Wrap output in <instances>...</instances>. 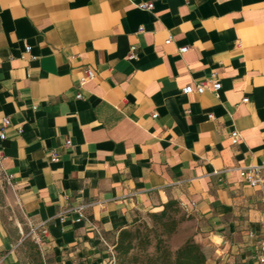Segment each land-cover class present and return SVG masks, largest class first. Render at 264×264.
<instances>
[{
	"label": "crops",
	"instance_id": "1",
	"mask_svg": "<svg viewBox=\"0 0 264 264\" xmlns=\"http://www.w3.org/2000/svg\"><path fill=\"white\" fill-rule=\"evenodd\" d=\"M1 130L0 264H105L168 202L206 264H257L264 171L240 170L264 166V0H0Z\"/></svg>",
	"mask_w": 264,
	"mask_h": 264
},
{
	"label": "rangeland",
	"instance_id": "2",
	"mask_svg": "<svg viewBox=\"0 0 264 264\" xmlns=\"http://www.w3.org/2000/svg\"><path fill=\"white\" fill-rule=\"evenodd\" d=\"M129 231L134 235L133 249L126 257L116 251V264H152L157 259L155 247L158 243L171 255L186 241H193L195 225L177 206L165 218L144 213L138 215Z\"/></svg>",
	"mask_w": 264,
	"mask_h": 264
},
{
	"label": "built area",
	"instance_id": "3",
	"mask_svg": "<svg viewBox=\"0 0 264 264\" xmlns=\"http://www.w3.org/2000/svg\"><path fill=\"white\" fill-rule=\"evenodd\" d=\"M137 7L140 10H144V11H151L153 10V3L152 2H147V3H139L137 4ZM139 31H142V28L139 29ZM169 42V40L167 41V43ZM136 48L134 46L130 47L129 50V54L127 56L128 60H134L136 59V53H135ZM187 48L183 47L179 49V53H184L186 52ZM25 53H30V47L26 46L25 47ZM33 59V57H32ZM93 78V74L91 71L87 70L86 71V76L84 78H81L80 80V84H84L87 80H91ZM207 89L206 83L202 82L200 84H197L195 89L192 88L191 86H185L184 88H182V93L183 94H192V93H196V94H203L204 91ZM211 89L213 91H218L220 89V84L217 81H211ZM81 96L79 94L76 95V98H80ZM248 100L247 99H243L242 103H246ZM152 117H155V115H153ZM209 118H212V115L208 116ZM9 125V121L8 119H4L2 121V128H6ZM17 133H20V128L17 129ZM5 138V134L3 132V130L0 131V140H3ZM231 138V143L233 145H236L239 143L240 141V135L237 132H232L230 135ZM70 144L69 141H66L65 145L68 146ZM0 157H2V153L0 152ZM51 160L52 161H56L57 160V156L56 154L53 152L51 154ZM262 171H264V166L259 167V166H255V167H249V168H245V169H241L240 170V177L242 179L243 182H245L246 184H248L250 187H256L260 184L262 178H261V173ZM12 178V176H7V180L9 181ZM70 212L74 213L76 215V219L75 222L76 223H80L83 220H85L86 216H85V206L82 204H79L75 207H72L70 210ZM60 219H63V215H60ZM259 225H260V230H261V238L258 242V248H257V253L255 256L256 262L257 264H264V216L261 217L260 221H259ZM48 232L45 228L43 227H37V228H31L30 232H29V236L31 237L32 241L36 244V245H41L43 243V239L47 238ZM107 262L105 264H116V253H115V247L114 246H107Z\"/></svg>",
	"mask_w": 264,
	"mask_h": 264
},
{
	"label": "trees",
	"instance_id": "4",
	"mask_svg": "<svg viewBox=\"0 0 264 264\" xmlns=\"http://www.w3.org/2000/svg\"><path fill=\"white\" fill-rule=\"evenodd\" d=\"M177 204L175 202H168L163 206V209L159 213H152L151 215L165 218L171 210H175ZM134 235L128 230H122L118 234L117 243L115 245V251L118 256L126 257L133 249ZM156 261L152 264H206V258L197 243L193 241H186L180 246L173 255L169 250L160 243L155 247Z\"/></svg>",
	"mask_w": 264,
	"mask_h": 264
}]
</instances>
